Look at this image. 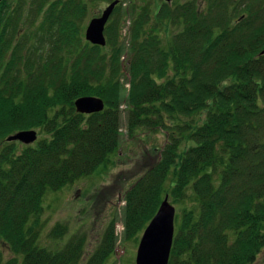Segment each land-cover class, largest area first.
Segmentation results:
<instances>
[{
    "label": "trees",
    "instance_id": "obj_1",
    "mask_svg": "<svg viewBox=\"0 0 264 264\" xmlns=\"http://www.w3.org/2000/svg\"><path fill=\"white\" fill-rule=\"evenodd\" d=\"M92 1H0V245L22 264H80L84 237L40 246L43 199L114 163L124 113L129 138L166 134L157 161L125 194V239L139 237L168 197L189 203L176 210L169 264H255L264 250V0L167 5L179 28L167 47L133 9L124 112L119 72L107 71L122 50L108 58L84 38ZM81 97L105 109L79 114ZM36 129L45 136L21 150L6 141ZM66 233L57 224L50 234ZM114 247L113 224L86 264H106ZM0 264L19 259L5 260L0 246Z\"/></svg>",
    "mask_w": 264,
    "mask_h": 264
},
{
    "label": "rangeland",
    "instance_id": "obj_2",
    "mask_svg": "<svg viewBox=\"0 0 264 264\" xmlns=\"http://www.w3.org/2000/svg\"><path fill=\"white\" fill-rule=\"evenodd\" d=\"M186 0H121L107 24L106 40L110 43L104 47L102 54L109 55L114 49L122 50L119 65L107 69L108 72H119L115 78L121 85V110L124 112L126 98L131 89L133 80L130 65L135 58L133 52V34H131L132 10L146 15L145 31L159 36L167 47L174 32L179 28L169 18L165 17L163 10L167 5L169 11H176L178 5ZM111 3V0H94L89 4L88 16L84 24L85 30L94 17L100 16L102 11ZM202 5L206 0H200ZM131 12V13H130ZM106 26V27H107ZM169 26V30H165ZM25 26L19 27L20 34H25ZM32 31L27 32L31 34ZM36 39L28 46H34ZM46 50V49H45ZM85 61V60H81ZM110 64V60L108 61ZM112 74V73H109ZM38 132V139L43 138ZM121 149L113 156V164L107 168L100 167L95 173L76 180L73 184L64 186L57 192L48 191L43 199L42 227L40 229V246L52 250H59L74 236L84 237V253L80 264H86L100 245L107 229L114 224L115 247L106 264H136V255L142 234L137 238L125 239V194L128 189L144 174L146 168L153 165L160 150L166 143V134L163 130L149 132L140 131L135 138H129L126 128V115H122ZM18 149L22 144L17 143ZM177 210L189 206V203H176L170 201ZM65 225L67 233L62 239H54L51 230L57 225ZM5 260L18 257L22 264V257L15 256L6 246L0 245ZM255 264H264V250Z\"/></svg>",
    "mask_w": 264,
    "mask_h": 264
},
{
    "label": "water",
    "instance_id": "obj_3",
    "mask_svg": "<svg viewBox=\"0 0 264 264\" xmlns=\"http://www.w3.org/2000/svg\"><path fill=\"white\" fill-rule=\"evenodd\" d=\"M119 2V0L111 2L102 11L100 17L93 18L89 22L86 40L92 45L101 47L106 45L105 28ZM262 53L264 54V51ZM74 105L77 113L85 115L100 113L105 109L104 101L98 97H81ZM37 138L36 131L27 130L9 136L7 141L31 145L37 141ZM175 216L176 209L166 197L142 235L136 264H169L175 234Z\"/></svg>",
    "mask_w": 264,
    "mask_h": 264
}]
</instances>
